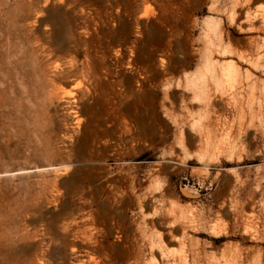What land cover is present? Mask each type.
Instances as JSON below:
<instances>
[{
	"label": "rangeland",
	"instance_id": "1",
	"mask_svg": "<svg viewBox=\"0 0 264 264\" xmlns=\"http://www.w3.org/2000/svg\"><path fill=\"white\" fill-rule=\"evenodd\" d=\"M7 1L0 0V264L43 255L45 264H74L79 256L64 249L60 229L72 216L85 223L100 191L127 203L124 227L100 233L106 262L131 264L133 184L117 183L126 173L142 195L150 187L171 195L168 254L185 264H264V65L250 68L249 80L222 82L242 112L216 114L214 148H187L179 158L171 149L183 108L178 83L201 69L197 48L213 30L234 49L252 37L256 44L257 33L236 21L264 19V0H27L22 9ZM250 116L260 134L239 138L238 119ZM231 145L237 153L221 154ZM184 237L193 250L171 243Z\"/></svg>",
	"mask_w": 264,
	"mask_h": 264
},
{
	"label": "bare ground",
	"instance_id": "2",
	"mask_svg": "<svg viewBox=\"0 0 264 264\" xmlns=\"http://www.w3.org/2000/svg\"><path fill=\"white\" fill-rule=\"evenodd\" d=\"M29 2L31 3V0ZM14 4L18 9L30 6L27 0H14ZM236 23L242 30L256 32L258 42L253 44L252 37L245 49H234L225 45L223 36L218 35L217 37L216 30L210 31L204 46L201 47V45L200 48H197V53L203 61L201 69L195 76H186L178 83V87H182L184 92L181 95L182 114L175 121V125L179 128L176 136L178 143L171 146V149L179 151L176 158L183 155L187 148L197 147L207 150L214 148L213 130L219 126V117L216 114L234 112L235 110L236 114L240 115L242 112V106L230 98L227 90L222 86V82L230 77L249 80L251 78L250 68L264 65V19H239ZM244 66L248 67L244 69ZM237 127L239 138L244 133L249 137L251 135V138H257L260 134L254 116H250L248 119L245 117L238 119ZM230 129L232 130L233 127ZM237 150L235 145H231L228 150L223 151L222 149L220 152L221 154H235L238 152ZM157 170H159L158 167ZM125 175L117 183L132 182L133 184L132 192L136 206L133 213V224L138 232V234H134V244L125 247V254H127L130 263L185 264L177 256L168 254L167 248L162 244L164 236H171L174 230L171 216L168 214L173 208V201L168 190L157 187L158 190L155 189V192L150 187V190L142 195L138 183L134 182L136 177L128 173ZM97 195L100 197V201L95 203L94 198H91V209L84 219L85 223L80 224L81 221L76 216H72L60 229L59 239L64 249L79 256L74 264H107L106 258L109 255L103 242L99 239L100 233L107 232L113 225L121 229L124 227L123 216L120 213L127 205L125 200H118L110 195L104 197L103 191ZM158 212H163V214L159 216L160 219L158 218L162 231L157 236L151 231L156 226L155 217ZM189 230L190 228L185 225L179 227V231L184 234ZM172 242L182 249L193 250V246H189L186 237L172 239ZM35 261L45 264L47 258L43 255L36 257ZM35 261L31 260L30 264H34Z\"/></svg>",
	"mask_w": 264,
	"mask_h": 264
},
{
	"label": "water",
	"instance_id": "3",
	"mask_svg": "<svg viewBox=\"0 0 264 264\" xmlns=\"http://www.w3.org/2000/svg\"><path fill=\"white\" fill-rule=\"evenodd\" d=\"M180 191H181V193H183V194L186 195V196H189V197H195V194L190 193L188 190H186V189H184V188H182V187H180Z\"/></svg>",
	"mask_w": 264,
	"mask_h": 264
}]
</instances>
